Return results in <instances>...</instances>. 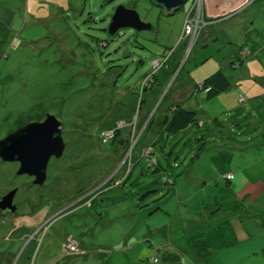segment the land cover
Listing matches in <instances>:
<instances>
[{
    "label": "rangeland",
    "instance_id": "374dc122",
    "mask_svg": "<svg viewBox=\"0 0 264 264\" xmlns=\"http://www.w3.org/2000/svg\"><path fill=\"white\" fill-rule=\"evenodd\" d=\"M204 1L166 12L155 0H0V140L53 115L65 144L41 185L0 159V199L13 194V211L0 209V264H146L147 240L162 264H264V206L235 207L223 178L264 179V54L233 65L259 51L264 0L238 1L211 25ZM76 5L94 22L78 27L65 10L61 26L56 8ZM118 5L151 30L110 36ZM247 32L253 51L240 57ZM221 62L231 88L189 101ZM181 107L197 124L167 137L163 120ZM214 196L228 215L214 218L234 215L237 227L241 215L240 231L210 229L202 202Z\"/></svg>",
    "mask_w": 264,
    "mask_h": 264
},
{
    "label": "water",
    "instance_id": "95a60500",
    "mask_svg": "<svg viewBox=\"0 0 264 264\" xmlns=\"http://www.w3.org/2000/svg\"><path fill=\"white\" fill-rule=\"evenodd\" d=\"M114 0H109L107 5ZM187 0H155L158 7L166 12L177 10ZM152 26L141 20L134 9L118 5L110 18L107 31L110 36L122 29H131L137 33L151 30ZM57 122L53 115H48L43 122H33L8 134L0 140V159L4 162L19 164L17 175L33 178L34 185H41L47 180L46 170L52 157L58 160L65 151ZM13 194L0 199V209L13 211Z\"/></svg>",
    "mask_w": 264,
    "mask_h": 264
},
{
    "label": "trees",
    "instance_id": "16d2710c",
    "mask_svg": "<svg viewBox=\"0 0 264 264\" xmlns=\"http://www.w3.org/2000/svg\"><path fill=\"white\" fill-rule=\"evenodd\" d=\"M21 2H23V0H21ZM69 4L71 5V3H69ZM82 5L85 6V3ZM83 6L77 7V5H76V6H71V8H69V6H67V8H64L61 6V8H59V7L56 8V11H58V13H61V21H60L61 26H66V23L68 25V22L65 19L66 18L65 14L62 16V13L65 12V10H66V12L72 11V13H75L76 16H74V14H73V17L78 18V19H74V21H73V23L75 25H77L76 21L81 20V18H82V20H84L85 23L94 22V17L91 13H88V17L83 19V16L85 15L84 14L85 8ZM77 26L79 27V25H77ZM118 32H116L114 35L118 34ZM98 43L100 45L101 41L98 40ZM104 45L105 44H102L101 46H104ZM140 64H143V62L140 61ZM233 65L236 66V64H233ZM240 66H241V64L238 65V68ZM154 79H155V77H154ZM114 83H117V80H114ZM142 88H143V84H142ZM230 88H231V82L229 81L228 77L224 73L223 69L219 68V70L215 71L210 76H207V78H205L202 81V87L194 86V88L191 90V94L188 97V100L192 99L198 92H202L204 99L206 101H210V100L214 99L215 97H217L219 94L227 92ZM194 124H197V113L194 110L186 108V107H181V108L175 109V111L172 112L170 117H165L163 120V128H165L164 132L166 133L167 137L176 136L181 131L185 130L187 127H189L190 125H194ZM229 174H231V177H229ZM225 176H223L224 188L226 190H228L227 192L232 194V196L228 199V201H230L231 203H234L233 205L235 207H238L239 204L244 203V200H249V199H251V202H254L257 204H258V202H260V204H262L264 206V181H263L264 179H262L263 177L258 178L256 180L246 179V178H250V177L249 176H243L240 172L238 175L231 172V173H227ZM261 179L263 181V184L260 181ZM204 186H208V184L205 183ZM203 188L204 187H202V189ZM225 189H224V191H225ZM148 192H146V194ZM146 194H144V195H146ZM202 203H203L204 208H203L201 214H204L205 210L207 211L206 214H204V215L208 216V220H209L210 226H211L210 229L212 231L221 232L225 228L226 230L231 231V233H233V234H235V232H237V228L240 227L239 226V223H240L239 219H240L241 215L238 216V218H237V220H238L237 221L238 222L237 227L233 226L234 222L236 223V217L234 215H229V216H231L230 218H225L226 222L224 220V224H223V222L222 223L219 222L220 220H218L216 218H219V216L227 217L228 215L226 214V211H224V207H221V204H220L221 202H220L219 198L217 196H214L211 199L210 204L205 203V202H202ZM233 205L228 206V207H233ZM156 208H157V206H156ZM236 210H237V208H236ZM236 210H235V212H236ZM235 212L233 214H235ZM238 213H240V212L238 211ZM214 217H216V218H214ZM167 230L170 231V225L169 224L167 225ZM260 234H262V233H260ZM146 243H147L146 247H148L150 250H152L154 252V254L152 256L147 257V259L145 261L146 264H151V262H150L151 258L156 259L155 264H160V263L162 264V262L159 260L160 259L159 256L157 255V252L160 250L159 245L151 243L150 240H147ZM130 251H132V249H130Z\"/></svg>",
    "mask_w": 264,
    "mask_h": 264
},
{
    "label": "crops",
    "instance_id": "0c3cea01",
    "mask_svg": "<svg viewBox=\"0 0 264 264\" xmlns=\"http://www.w3.org/2000/svg\"><path fill=\"white\" fill-rule=\"evenodd\" d=\"M238 1H239V3H240V1L241 0H217V2H214V4H211V5H209V3H210V1L209 0H205L204 1V3H205V6H204V15H205V18L206 17H210L212 20H208V21H210L209 22V25H211V24H215L216 22H220V21H223V19H220L219 17L220 16H224L225 15V11H228L229 9H231V6H233V7H235L236 5H238ZM248 3V0H242V3ZM222 11H224V12H222ZM220 12H222V13H220ZM209 13V14H208ZM232 14H234V13H232ZM231 14V15H232ZM228 17V16H227ZM230 17V16H229ZM219 18V19H218ZM263 35V33H260L259 34V38H258V40L259 41H262V43H261V46H260V48H259V51L258 52H255L254 54H252V53H250V51L252 50L253 51V44H251L250 42H249V40H248V32L247 33H245L244 34V43L243 44H241L240 45V47H239V49H238V55L241 57V56H244V55H242L241 54V52L239 53V50H240V48H241V46H247L248 47V49H249V53L252 55L251 57H250V59L249 60H247V61H245V62H243V63H240L241 64V66L238 68V65L236 64V66H235V68L234 69H236V70H238V69H241L242 67H244L243 66V64L244 63H247L248 61H254V59H256L257 61L259 60V53H262V54H264V36H263V38H261V36ZM248 43H250V44H248ZM260 45V44H259ZM241 51V50H240ZM228 57V59L231 57V56H227ZM221 64V66H220V68H222L223 69V71H224V73H225V68L223 67V66H225V64L224 63H220ZM235 70V72H238V71H236ZM243 70H246V68L245 69H243ZM243 70H241V71H239V73L238 74H242V76L241 77H239V81H236L235 83L236 84H239V83H241V82H244L245 80L243 79V77H244V72H242ZM248 73H249V71H248ZM247 73V74H248ZM228 75V74H227ZM231 76V75H230ZM258 79V78H257ZM232 81V77H230V82ZM231 85H232V82H231ZM262 86H261V88H263L264 87V81H263V84H261ZM263 91H264V89H263ZM233 226H236V223L234 222V225ZM240 227H238L237 228V232H238V230L240 231ZM236 233V232H235ZM197 245V244H196ZM172 248H168L167 250H171ZM168 251H166V253H167ZM176 252H178V251H176ZM185 253V252H184ZM197 254H199L200 255V257H201V254H200V251L198 252V253H194V257L196 256L197 257ZM202 258V257H201ZM172 260H175V257H173L172 258ZM176 261V260H175ZM200 261H202V260H200ZM166 264H169V261H167L166 262ZM177 264H180V262L179 261H177Z\"/></svg>",
    "mask_w": 264,
    "mask_h": 264
},
{
    "label": "built area",
    "instance_id": "2783aa9c",
    "mask_svg": "<svg viewBox=\"0 0 264 264\" xmlns=\"http://www.w3.org/2000/svg\"><path fill=\"white\" fill-rule=\"evenodd\" d=\"M191 30H192V29H189V28L186 29L187 34H190V33H191ZM151 261H152V262H156V259L151 258ZM151 261H150V262H151ZM151 264H152V263H151Z\"/></svg>",
    "mask_w": 264,
    "mask_h": 264
}]
</instances>
